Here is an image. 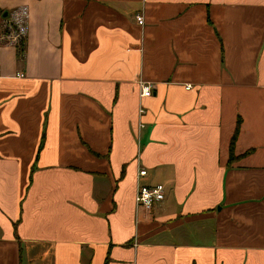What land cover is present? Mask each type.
I'll return each instance as SVG.
<instances>
[{"label": "crops", "instance_id": "0c3cea01", "mask_svg": "<svg viewBox=\"0 0 264 264\" xmlns=\"http://www.w3.org/2000/svg\"><path fill=\"white\" fill-rule=\"evenodd\" d=\"M21 7L0 264H264V0H0ZM140 169L165 188L150 211Z\"/></svg>", "mask_w": 264, "mask_h": 264}, {"label": "built area", "instance_id": "2783aa9c", "mask_svg": "<svg viewBox=\"0 0 264 264\" xmlns=\"http://www.w3.org/2000/svg\"><path fill=\"white\" fill-rule=\"evenodd\" d=\"M136 21L141 23L142 17L136 16ZM0 22V47H12L18 49L21 44H25L29 14L25 7L18 8L11 12L7 19H1ZM24 42V43H23ZM23 78L22 74L17 76ZM152 95V86L142 84L140 86V96L148 98ZM144 110H139V115H143ZM144 176H147L145 170H138L137 172V186L134 197V204L137 208L150 211L154 206L160 204L165 198V188L163 185L156 184L152 186L138 183Z\"/></svg>", "mask_w": 264, "mask_h": 264}, {"label": "trees", "instance_id": "16d2710c", "mask_svg": "<svg viewBox=\"0 0 264 264\" xmlns=\"http://www.w3.org/2000/svg\"><path fill=\"white\" fill-rule=\"evenodd\" d=\"M3 13H1V15H2ZM22 40H26V39H22ZM24 43V42H23ZM24 47V44H21L20 46H19V48L18 49H15V50H17V54H18V56L20 57V58H22V53H23V48ZM237 132H239V123H237V125H236V128H235V131H234V134H233V136H232V138H231V141H230V146H229V160H228V164L230 165L231 163H233L235 160H237V158L236 157H234V154H233V146H234V142H235V140H236V138H237V135H238V133Z\"/></svg>", "mask_w": 264, "mask_h": 264}, {"label": "rangeland", "instance_id": "374dc122", "mask_svg": "<svg viewBox=\"0 0 264 264\" xmlns=\"http://www.w3.org/2000/svg\"><path fill=\"white\" fill-rule=\"evenodd\" d=\"M1 16H2V15H1V13H0V18H1ZM151 173H152V172H151ZM153 173H154V178H153L154 181H153V183H158V181L155 182V180H157L159 177H158V175H157L155 172H153ZM152 176H153V174H152Z\"/></svg>", "mask_w": 264, "mask_h": 264}, {"label": "water", "instance_id": "95a60500", "mask_svg": "<svg viewBox=\"0 0 264 264\" xmlns=\"http://www.w3.org/2000/svg\"><path fill=\"white\" fill-rule=\"evenodd\" d=\"M1 18L2 19H7V14L6 13L2 14Z\"/></svg>", "mask_w": 264, "mask_h": 264}]
</instances>
